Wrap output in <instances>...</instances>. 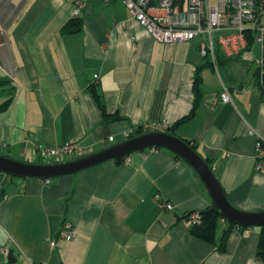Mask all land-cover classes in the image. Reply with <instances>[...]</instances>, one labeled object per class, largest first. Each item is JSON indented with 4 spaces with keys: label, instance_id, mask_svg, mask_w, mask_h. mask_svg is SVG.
Instances as JSON below:
<instances>
[{
    "label": "crops",
    "instance_id": "1",
    "mask_svg": "<svg viewBox=\"0 0 264 264\" xmlns=\"http://www.w3.org/2000/svg\"><path fill=\"white\" fill-rule=\"evenodd\" d=\"M73 18L83 31L62 34ZM215 68L197 41L157 42L122 0H0V106L11 99L0 113V154L43 163L39 146L73 142L82 157L132 128L173 126L191 112L200 76L196 113L175 134L197 146L234 207L263 211L264 175L248 134H264L254 57L220 56ZM92 85L107 113L124 120L105 122ZM224 86L233 103H214ZM130 156L128 165L108 161L49 184L0 172V264H264L260 227L234 229L221 253L225 221L213 245L179 220L213 205L192 166L164 148ZM65 222L73 241L59 239Z\"/></svg>",
    "mask_w": 264,
    "mask_h": 264
},
{
    "label": "built area",
    "instance_id": "2",
    "mask_svg": "<svg viewBox=\"0 0 264 264\" xmlns=\"http://www.w3.org/2000/svg\"><path fill=\"white\" fill-rule=\"evenodd\" d=\"M107 3L111 0H105ZM132 20L141 24L148 33L162 44L197 41L200 54L217 69L219 57L228 59L253 56L256 64L258 87L264 92V0H122ZM80 9L75 10L78 16ZM99 79V75H95ZM214 103H233L229 88L223 87L219 95L212 96ZM167 121L143 126L145 131H167ZM136 128L123 133L121 141L136 135ZM248 134L255 137V170L264 175V134L248 127ZM114 143L115 137L109 138ZM120 141H117V143ZM116 144V143H115ZM6 147V143H1ZM38 152L48 162H63L78 158V146L73 142L48 147L39 146ZM131 156L123 163L128 165ZM49 184L51 179L43 180ZM165 210H173L169 203H160ZM198 216L185 221L190 226ZM76 230L65 222L59 239L73 241ZM56 241H51L55 247ZM8 255V249H2Z\"/></svg>",
    "mask_w": 264,
    "mask_h": 264
},
{
    "label": "water",
    "instance_id": "3",
    "mask_svg": "<svg viewBox=\"0 0 264 264\" xmlns=\"http://www.w3.org/2000/svg\"><path fill=\"white\" fill-rule=\"evenodd\" d=\"M149 148L170 150L192 166L204 182L213 205L226 221L249 228L264 226V210L250 212L234 207L210 163L187 141L167 131H149L133 135L99 152L63 162L28 163L0 154V172L17 178L52 180L91 169L108 161L121 165L125 157L142 153Z\"/></svg>",
    "mask_w": 264,
    "mask_h": 264
},
{
    "label": "trees",
    "instance_id": "4",
    "mask_svg": "<svg viewBox=\"0 0 264 264\" xmlns=\"http://www.w3.org/2000/svg\"><path fill=\"white\" fill-rule=\"evenodd\" d=\"M83 27H84L83 21L81 19L73 18V19L69 20L63 26L61 32H62V34H74V33L82 32ZM201 84H202V79L200 76H197L196 81H195L196 100H195V103H194V106H193L191 112L187 116L178 120L173 126H170L167 129V132L175 134L177 127L186 123L187 121L191 120L194 117L196 110H197V107H198V98L201 96V89H200ZM91 91H92L93 96L95 97V99L98 103L99 108L103 112L105 122L109 123L112 121L124 120V118L122 116H120V114L118 112L114 115H110L107 113L105 104L103 103L102 98H101L100 94L98 93V89L95 85L91 86ZM10 103H11V99L6 101L4 104H2L0 106V113L2 111H5L8 108V106L10 105ZM146 132H148V131H145L143 126H139V127H137L135 134L139 135V134H143ZM187 142L190 145H192L193 148H195L197 150V146L195 144H193L189 141H187ZM194 214H196L198 216V218L196 220H194L192 222V224L189 226L190 233L195 238L202 240L204 242L213 244V245L216 244V233H217L220 222L225 221L227 223V227L225 229L221 243L218 247V250L221 253H224L226 251L229 236L234 229L244 230V229L249 228V227L239 226V225H236L234 223L226 221L222 217L219 210L214 205H211L210 207H208L204 210H201V211L186 212L182 215V217L179 218V220L185 222L187 220H190L192 215H194ZM260 229H261V234H260V240H259V246H258V256L264 262V226L260 227Z\"/></svg>",
    "mask_w": 264,
    "mask_h": 264
},
{
    "label": "rangeland",
    "instance_id": "5",
    "mask_svg": "<svg viewBox=\"0 0 264 264\" xmlns=\"http://www.w3.org/2000/svg\"><path fill=\"white\" fill-rule=\"evenodd\" d=\"M220 69V68H219ZM215 70H216V68H215ZM218 73V72H217ZM48 161H50V160H44L43 159V163H49Z\"/></svg>",
    "mask_w": 264,
    "mask_h": 264
}]
</instances>
